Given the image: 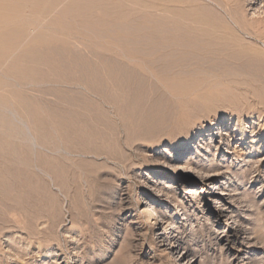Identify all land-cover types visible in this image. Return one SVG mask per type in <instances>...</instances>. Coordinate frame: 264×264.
Segmentation results:
<instances>
[{
	"label": "rangeland",
	"instance_id": "374dc122",
	"mask_svg": "<svg viewBox=\"0 0 264 264\" xmlns=\"http://www.w3.org/2000/svg\"><path fill=\"white\" fill-rule=\"evenodd\" d=\"M96 1L0 0V166L26 178L0 264H176L167 226L194 264H264V0H184L187 49L122 38L127 11H78Z\"/></svg>",
	"mask_w": 264,
	"mask_h": 264
},
{
	"label": "bare ground",
	"instance_id": "6f19581e",
	"mask_svg": "<svg viewBox=\"0 0 264 264\" xmlns=\"http://www.w3.org/2000/svg\"><path fill=\"white\" fill-rule=\"evenodd\" d=\"M114 1H119L121 2L122 1V4L123 5H119V7H116L113 5ZM184 0H97L96 3L99 4L98 6L95 7V4L91 7H84L80 4L77 3V6L80 7L78 9V11H86L87 13V16L88 15H92V11L94 8H97L101 10V14H99L98 18L99 20L103 21L102 23L106 22V24L108 23H118V22H121L119 19L120 17H117L116 16V21L113 20L112 18L114 17V14L115 13H118L120 12L121 10L123 11H127V13L125 14V21L123 22L124 24H126L127 26L125 27L129 29V31L126 30L125 34L124 33H117V35L121 36L122 38H125L129 41H133V42H142V43H151V42H162V43H165L166 46L168 47H171V48H182V49H187L188 48V40L185 38L183 39L182 37V34L180 33V31L182 32V28L183 30H186L188 31L190 27H181L179 24V20L180 18H184L186 15H187V12L184 11V9H181L180 7V4L183 2ZM186 1V0H185ZM124 2V3H123ZM2 3V1H1ZM186 3V2H185ZM184 3V4H185ZM76 5V4H75ZM7 6V5H6ZM120 6H121V9H120ZM1 7V5H0ZM5 7V6H4ZM59 7V6H58ZM8 8V7H7ZM117 8V10H116ZM120 9V10H119ZM2 10V9H1ZM0 10V12H1ZM6 10V8H5ZM9 9H7L6 13L7 12H10V10L8 11ZM96 10V11H97ZM60 11V10H59ZM96 11H94V13H96ZM115 11V13H114ZM145 11H150V12H154L155 15L151 14L149 12V14L153 15L151 17L147 16L148 18H143L142 19V14L145 13ZM57 12V11H56ZM83 12V13H84ZM191 12V11H189ZM67 13V12H66ZM79 13V12H78ZM82 13V12H80ZM9 14V13H8ZM97 14V15H98ZM1 15L2 13L0 14V18H1ZM49 15V14H48ZM77 15V14H76ZM86 15V14H85ZM95 15V14H94ZM92 15V21H93V18L95 20V16ZM96 15V17H97ZM8 16V15H7ZM10 16V14H9ZM94 16V17H93ZM113 16V17H112ZM3 17V16H2ZM47 17V16H46ZM10 18H12V16H10ZM63 18V17H62ZM74 18H78V17H75ZM140 18L142 19V21L140 20ZM178 19V24H174V25H171V23L169 22L170 19ZM4 19V18H3ZM64 19V18H63ZM118 19V20H117ZM139 19V20H138ZM74 20V19H73ZM5 21V20H4ZM7 21V20H6ZM97 21V20H96ZM95 21V23H96ZM3 22V21H2ZM1 22V23H2ZM9 22V21H7ZM174 22V21H173ZM238 22V21H236ZM78 23V22H77ZM122 23V24H123ZM177 23V22H176ZM4 24V22H3ZM6 24V23H5ZM185 23H183L184 25ZM187 24V23H186ZM209 24V23H208ZM2 25V24H0ZM7 25V24H6ZM205 25V24H204ZM185 26V25H184ZM190 26V25H189ZM203 26V25H202ZM5 27V26H4ZM60 27V26H59ZM119 28V27H118ZM117 28V29H118ZM143 28H146V31L144 29V33H143ZM58 29V28H57ZM80 29V28H79ZM82 29V28H81ZM95 29V28H94ZM140 29V30H138ZM226 29H229L228 27L225 28ZM56 30V29H55ZM96 30V29H95ZM192 30V29H191ZM189 30V31H191ZM213 30V28H212ZM223 30V29H222ZM225 30H223L222 32H225ZM195 31V30H194ZM200 31V30H199ZM214 31V30H213ZM201 32V31H200ZM219 32V31H218ZM221 32V31H220ZM219 32V33H220ZM63 34V33H62ZM229 35V33H228ZM60 36V35H59ZM109 36V35H108ZM96 37V36H95ZM110 38V37H109ZM120 38V37H119ZM218 38V37H217ZM115 39V38H114ZM216 39V38H215ZM122 40V39H121ZM118 41V40H117ZM87 42V41H86ZM145 43V45H146ZM161 43V44H162ZM155 44V43H154ZM85 46V45H84ZM88 46V45H87ZM155 46V45H154ZM165 47V46H164ZM169 49V48H168ZM166 50V49H165ZM189 50V49H188ZM174 51V50H173ZM157 52V51H156ZM188 52V51H187ZM74 53V52H73ZM179 55V53H178ZM163 56V55H162ZM85 59V58H84ZM138 59V58H137ZM105 60V59H104ZM115 65V63H113ZM81 65V64H80ZM115 69V68H114ZM118 69V68H117ZM99 70V69H98ZM122 72V71H121ZM127 73V72H126ZM84 74H87V73H84ZM92 74V73H91ZM83 75V74H81ZM97 75V74H96ZM84 76V75H83ZM99 76V75H98ZM99 78V77H98ZM100 79V78H99ZM86 83V82H85ZM95 85V84H94ZM6 97V96H5ZM9 97V96H8ZM68 98V97H66ZM70 99L73 100V97L72 98H69L67 101H68V108L66 109H63L61 111V115H63L64 117H68L71 116V117H76L78 118V116L82 115L85 113V108L84 106H89V105H81V104H78L76 103V101H74L72 103V101L70 102ZM3 102V101H2ZM78 102V101H77ZM14 103V102H13ZM84 103V101H83ZM86 103V102H85ZM46 104V103H45ZM47 107V106H46ZM90 107V106H89ZM57 109V108H56ZM6 110V109H5ZM51 110V109H50ZM85 110V111H84ZM89 109H87L88 111ZM3 111V110H2ZM90 111V110H89ZM29 112V111H28ZM60 112V111H58ZM88 113V112H87ZM90 113V112H89ZM86 115V113H85ZM181 115H183V113H181ZM186 115V114H185ZM6 116V115H5ZM187 116V115H186ZM19 118V117H18ZM21 118V117H20ZM184 119L187 118V117H183ZM81 119V118H80ZM186 120V119H185ZM46 125V124H45ZM26 127V126H25ZM74 128L72 127V131ZM9 130V129H8ZM15 130V129H14ZM77 131V130H76ZM1 132V131H0ZM6 132V131H4ZM15 132V131H14ZM21 132V131H20ZM47 132V131H46ZM4 135V133H2ZM10 135V133H8ZM29 134V133H28ZM46 134V133H45ZM225 136H230L231 133L228 131V129L225 131ZM2 135V136H3ZM6 135V133H5ZM4 135V136H5ZM2 136L0 137V140H2V143L0 141V156L2 155V157H4L3 155L5 154V152L7 151V149L9 148H14V145H16V142L15 144L13 145V141H10V144H12V146H9V142L6 139V137L3 136V138H5L3 140ZM13 137V135L11 136ZM21 138V137H20ZM8 139V138H7ZM15 139V137L13 138ZM148 139V138H147ZM15 141H17L15 139ZM190 141V140H189ZM5 142H8V146L5 144ZM12 142V143H11ZM4 144L7 146V149L6 147L4 146ZM121 144V143H120ZM18 146V145H17ZM9 147V148H8ZM16 147V146H15ZM22 147V146H21ZM177 147V146H176ZM23 148V147H22ZM15 149V148H14ZM19 149V148H17ZM10 150V149H9ZM8 150V151H9ZM24 150V149H23ZM11 151V150H10ZM18 151V150H17ZM16 152V150H15ZM11 153H14V151H12ZM10 153V154H11ZM18 154H15V155H21L19 154V152H17ZM13 154V156L15 157V155ZM12 156V155H10ZM7 157V156H6ZM18 157V156H16ZM22 158V157H21ZM3 159V158H2ZM19 159V157H18ZM23 160V158H22ZM1 162H3L2 160H0ZM11 161V160H10ZM15 161V160H14ZM19 161V160H18ZM17 161V162H18ZM21 161V160H20ZM187 161V160H186ZM1 162H0V165H1ZM4 162H5V159H4ZM7 162V160H6ZM24 162V161H23ZM21 163V162H19ZM22 164V163H21ZM51 164V163H50ZM39 165V164H38ZM7 165H5V163H3V166L1 167L0 166V176H3V177H0V222L3 221H7V220H10L13 219L12 218V215H14V212H16V208L20 206H22V203L19 204L18 201L15 200V198H17V196H19V194L21 195V200H24L23 199V196H25V193H26V190H25V186L26 185H23L24 182L22 183L20 180H25L26 178L23 176V174L21 176L23 177H20V178H23V179H17L15 177H17L18 175H13V171L11 170L12 168L9 169V167H7ZM13 166V165H12ZM8 168V169H7ZM15 168V167H14ZM22 168V167H21ZM43 168V167H42ZM185 169L186 167H179V172L182 170V169ZM31 171V170H30ZM18 172V171H17ZM215 172V171H214ZM21 173V172H20ZM18 174V173H17ZM26 176V173L24 174ZM214 175H217V174H207L206 176L207 177H211V176H214ZM8 177H9V180H8ZM19 180L20 183L19 185L16 183L15 179ZM27 177V176H26ZM13 178V179H12ZM190 183H193L192 181H189ZM223 183V182H222ZM210 187H216L215 185L213 184H209V188ZM208 188V187H207ZM217 188V187H216ZM30 190V189H29ZM43 190V189H42ZM192 190H187L188 193H191ZM224 191V190H223ZM205 193H208V196L210 194H213L215 193V191H213L212 189H209L207 191H205ZM228 193V192H227ZM221 194L223 195H226L225 192H222ZM224 199V197H223ZM15 200V201H13ZM20 200V202H22ZM13 202H16L17 204H15L16 206H14V203ZM25 203V202H24ZM23 203V204H24ZM146 209H145V223L149 226H156V225H160L161 223V218H160V214L158 213V211L156 209H154V205L151 204L150 202H146ZM19 210V209H18ZM16 216V215H15ZM12 221V220H11ZM16 222H18L16 220ZM39 225V224H38ZM22 226V225H21ZM174 227L173 226H167L163 231L159 232V235L158 236V239L160 241H164L168 238H171L172 239V244L171 246L169 247L170 249H172L171 253L175 254L176 255V261L177 263L176 264H194V258H190L188 257V252L183 249L181 250L182 248V245H181V237L179 234H177L176 232H174ZM41 233V232H40ZM170 252V251H169ZM170 253V254H171ZM190 254V253H189ZM195 257V256H194Z\"/></svg>",
	"mask_w": 264,
	"mask_h": 264
}]
</instances>
